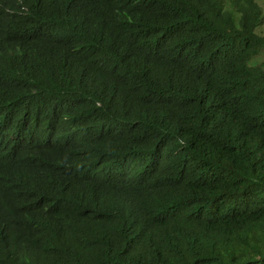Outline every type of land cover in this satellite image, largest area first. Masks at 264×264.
I'll list each match as a JSON object with an SVG mask.
<instances>
[{
    "label": "trees",
    "instance_id": "obj_1",
    "mask_svg": "<svg viewBox=\"0 0 264 264\" xmlns=\"http://www.w3.org/2000/svg\"><path fill=\"white\" fill-rule=\"evenodd\" d=\"M0 264H264V6L0 0Z\"/></svg>",
    "mask_w": 264,
    "mask_h": 264
},
{
    "label": "rangeland",
    "instance_id": "obj_2",
    "mask_svg": "<svg viewBox=\"0 0 264 264\" xmlns=\"http://www.w3.org/2000/svg\"><path fill=\"white\" fill-rule=\"evenodd\" d=\"M259 1V3L262 5V6H264V2H263V0H258Z\"/></svg>",
    "mask_w": 264,
    "mask_h": 264
}]
</instances>
